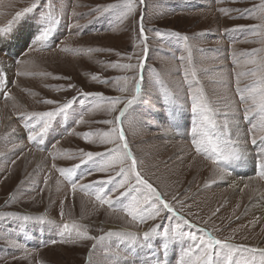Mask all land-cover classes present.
I'll list each match as a JSON object with an SVG mask.
<instances>
[{
    "label": "rangeland",
    "instance_id": "rangeland-1",
    "mask_svg": "<svg viewBox=\"0 0 264 264\" xmlns=\"http://www.w3.org/2000/svg\"><path fill=\"white\" fill-rule=\"evenodd\" d=\"M30 2L0 0V27L6 26L15 13ZM56 2L58 24L55 39L48 46L37 44L32 48L31 33L35 29L31 20L17 21L14 25L17 29L16 39L10 45L5 42L0 46V70L6 73L8 81L7 88L0 90V211L44 215L49 220L60 222L63 201L64 219L87 225L90 234L97 236L102 234L101 229L104 232H135L145 230L152 223L149 221L141 225L129 222L124 213L118 210L119 204L115 209L109 208L107 205L100 206L95 202L94 195L89 193L78 190L73 194L70 185L52 169L53 160L49 153L53 151L54 139L59 140L58 148L67 149L70 153L77 148L101 151L96 145L86 144L78 136L68 135L67 132L73 129L76 132L104 129L105 125L88 123L77 126L70 121L65 126L61 120L56 131L46 138L45 145L38 146L27 141V130L19 119L24 112L44 111L51 107L40 103L41 100L71 99L77 96L78 89L108 96L119 95L114 83H97L90 77L92 74L99 75L101 79L133 76L132 71L113 68L110 62L136 64L137 58L145 55L143 44L137 36L138 18L142 13L144 26L150 30L146 33L149 51L144 83L140 99L130 108L124 124L129 145L140 161L141 170L164 194L165 199L175 204L177 210L194 225L207 228L220 239L230 237L235 243L264 248V217L259 218L249 210L252 192L243 194L240 188L231 192L230 180H221L219 171L213 168L210 161L197 155L191 144V100L187 95V85L183 83L178 59L181 55L187 56L183 42L171 36L158 38L151 31H174L189 36L199 85L220 114L218 121L223 123L224 113L231 114L240 107L241 111L236 115L242 128L246 129L248 125L243 121L242 106L237 103L235 73L254 67L244 64L249 57L242 56V53L260 49L264 45L260 43L261 37L250 32L225 33V29L258 24L259 20L247 15L240 18V13L235 11L224 15L218 9H240L243 12L261 0H220L219 3L217 0H145L144 4L136 6L134 17L130 16L122 23L117 19V12L101 14L94 11L98 5L112 4L116 0ZM23 30L27 32L21 38ZM63 48L69 51H62ZM90 48L103 51L89 52ZM261 55L264 52L259 53L258 57ZM15 59L28 63L17 65ZM18 71L28 75L18 76ZM157 76L165 89L175 93L167 105L162 102L161 86L155 83ZM69 83L76 85V88L67 90ZM249 83L250 76L241 78V86ZM61 87L66 90H59ZM2 91H7L10 98H5ZM74 108L81 113L79 100ZM173 111L176 113L175 120H171L169 115ZM106 118L108 116L103 111L85 116L89 121ZM14 145L19 147L14 148ZM248 148L250 155L245 161L247 165H255L256 149L250 143ZM55 163L69 167L79 163V160L65 156ZM226 167L229 173V165ZM82 170H86V167ZM101 175L94 173L80 183L86 184ZM46 176L50 177L47 185L44 184ZM242 178L255 179L260 188L256 196L264 199V179L256 176V167L253 173L248 171ZM58 179L61 180L59 185L56 183ZM9 194L17 198L5 204ZM173 197L183 206L173 201ZM110 225L117 228H110ZM185 230L196 231V228L185 227ZM53 239H61L60 229L56 225L0 220V264H86L91 241L52 244ZM106 242L114 250L120 244L115 237L108 238ZM13 243L20 246L14 247ZM126 249L127 245L120 248L121 255ZM146 253V249L141 250L140 258L144 259ZM179 254V247L170 249V264H176ZM93 259L99 264H113V259L104 257L103 250H98Z\"/></svg>",
    "mask_w": 264,
    "mask_h": 264
},
{
    "label": "snow or ice",
    "instance_id": "snow-or-ice-1",
    "mask_svg": "<svg viewBox=\"0 0 264 264\" xmlns=\"http://www.w3.org/2000/svg\"><path fill=\"white\" fill-rule=\"evenodd\" d=\"M145 0H116L115 3L98 5L94 11L101 14L111 12L119 13L117 19L123 22L130 16L134 17L138 4H144ZM219 3L220 0H217ZM56 0H31L27 7L17 11L12 20L6 26L0 27V46L16 39L14 27L17 21L33 22L35 29L31 33V46H48L51 40L55 39L57 10ZM224 15L235 11L240 13V18L246 15L253 19H258L259 23L254 25H238L232 29H225L229 32H250L254 36L261 37L260 43L264 45V0L259 4H253L251 8L240 9H218ZM99 18V17H97ZM139 30L138 39L143 44V57L137 58V63L119 64L110 62L113 68H121L132 71L133 76H117L114 79H101L97 74L91 75V80L97 83L115 84V91L119 95L108 96L101 92L77 90V96L71 99L56 100L43 99L40 103L51 106L48 110L24 112L19 119L23 122V128L27 130V141L31 144L44 146L46 138L60 126L61 120L73 122L79 126L88 123H101L104 129H90L84 132H76L75 129L68 131V135H75L86 144L96 145L101 151L86 150L77 148L73 152L57 147L59 140H53L52 149L49 153L53 160L52 169L59 174V177L70 185V190L75 194L78 190L94 195L95 202L100 206L107 205L109 208H116L119 204V211L124 213L129 222L136 224L152 223L143 231L130 230H108L102 234L92 235L88 226L75 220L66 221L64 219V202L61 201L60 222L52 221L44 215L33 216L31 214H21L14 211H0V220L22 221L24 223L35 222L41 224H53L60 229L61 239H53L56 243H76L89 242L91 247L87 250L86 264H99L94 260L98 250H103L104 257L113 259V264H170V249L179 247L180 254L176 264H264V248L253 247L244 243H235L230 237L220 239L205 227H198L188 220L176 205L165 199L164 194L154 186L150 179L144 174L140 167V161L134 155L125 131V120L130 108L140 99L142 84L144 83V70L146 68L149 29L144 26L143 14L138 18ZM79 27V26H77ZM158 38L165 36L176 37L183 42L184 51L187 56L178 57L180 68L183 74V83L187 85V95L191 100V113L193 116L191 127V144L197 155L210 161L213 168L220 173L223 180L228 174L227 165L236 164L246 160L249 156V143L256 149L255 167L256 176L264 179V47L252 49L242 53L249 59L244 61L246 65H254L247 71L235 73L238 105L242 106L243 121L248 125L242 128L241 121L236 115L241 111L237 107L236 111L223 114V123L217 117L220 115L212 106L205 95L203 88L199 85L197 71L195 68L189 36L181 35L174 31H159L152 29ZM62 51H69L67 48ZM89 52L103 51L102 49H88ZM26 55V53H25ZM120 55V53H117ZM235 57V54H233ZM132 59L131 56L128 57ZM17 65L28 63L23 59H15ZM18 76L28 75L23 71L17 72ZM250 76L251 83L241 86V78ZM56 79H68L70 77H54ZM6 73L0 70V90L7 88ZM155 83L161 86L162 102L167 105L175 96L164 88L159 76L155 78ZM76 85L69 83L67 90L75 89ZM59 90L64 91L63 87ZM5 98H10L7 91H2ZM79 100L81 113H77L74 105ZM86 109V111H85ZM103 111L108 118L101 121H89L85 116L95 112ZM170 119L175 120L176 113H169ZM15 131V130H14ZM19 147V145H14ZM42 150H45L42 147ZM67 156L71 159H78L79 163L69 167H61L55 163L56 160ZM15 163V161H13ZM86 170H82L85 169ZM94 173L102 174L98 179L90 180L88 183H80L86 177ZM50 177L46 176L44 184L47 185ZM56 183L59 185L61 180ZM245 187H248L245 184ZM17 197L9 194V201H14ZM176 201V197L172 198ZM181 204V202L176 201ZM239 207V205H237ZM219 209L216 210L218 212ZM213 213V215L216 214ZM168 222L165 223L164 221ZM205 223H207L205 221ZM196 228V231L185 230ZM219 231V229H217ZM115 237L120 244L114 250L108 238ZM127 245L124 254L121 255L120 248ZM14 247L20 245L13 243ZM147 250L144 259L140 258L141 250Z\"/></svg>",
    "mask_w": 264,
    "mask_h": 264
},
{
    "label": "bare ground",
    "instance_id": "bare-ground-1",
    "mask_svg": "<svg viewBox=\"0 0 264 264\" xmlns=\"http://www.w3.org/2000/svg\"><path fill=\"white\" fill-rule=\"evenodd\" d=\"M26 32L27 30H23V34L21 35V38L25 36ZM235 166L236 167L234 168V164L229 165V173L226 175L225 178L230 180L229 190L232 192L233 190L240 188L244 191L243 194L252 192L251 194L252 201L249 204V210L252 212V214L258 215L259 218L264 217V199H262V196H256V194L260 191L258 184H256V180L255 179L244 180L242 178L245 174H248V171L250 173H253L255 171L254 163H250V165L249 164L247 165V162L243 160L238 164L236 163ZM245 184H247L248 187H245ZM110 228H117V227L115 225H110Z\"/></svg>",
    "mask_w": 264,
    "mask_h": 264
}]
</instances>
